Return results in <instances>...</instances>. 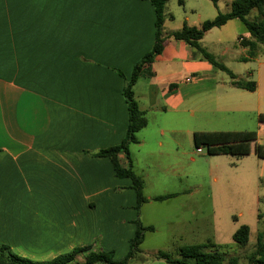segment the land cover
<instances>
[{"label": "crops", "instance_id": "obj_1", "mask_svg": "<svg viewBox=\"0 0 264 264\" xmlns=\"http://www.w3.org/2000/svg\"><path fill=\"white\" fill-rule=\"evenodd\" d=\"M169 2L166 33L175 31L168 28L174 20ZM213 30L201 46L224 59L222 64L239 79L256 82V90L233 87L193 48L166 42L134 88L148 119L139 143L130 146L147 199L137 211L132 181L117 178L111 160L98 153L125 138L123 88L155 44L152 4L0 0V247L34 262L86 246L122 259L138 220L157 232L155 214L187 193L179 186L169 190V175L189 164L184 138L193 140L195 132L251 131L234 127L264 115V46L251 58L242 44L250 39L248 33L238 37L233 50L215 52L204 43ZM254 131L256 145L264 147V122ZM252 149L250 155L256 156ZM118 160L129 168L125 154ZM257 165L264 179V159L258 158ZM152 172L155 183L148 185ZM167 195L174 196L154 200ZM133 264L167 263L150 258Z\"/></svg>", "mask_w": 264, "mask_h": 264}, {"label": "rangeland", "instance_id": "obj_2", "mask_svg": "<svg viewBox=\"0 0 264 264\" xmlns=\"http://www.w3.org/2000/svg\"><path fill=\"white\" fill-rule=\"evenodd\" d=\"M229 1L219 0L216 7L210 0H171L168 10L174 20H169L168 28L176 31L184 24L200 27L219 12H229ZM248 33L241 21L234 20L214 29L204 43L215 52L225 48L233 50L238 37ZM217 60L222 63L224 59L218 57ZM225 62L235 67L233 61L225 59ZM219 73L221 78H229L225 72ZM258 124L259 119L253 116L246 124L234 128L254 131ZM184 145L189 164L176 177L169 175V190L179 186L187 193L179 200L164 204L155 214L158 230L145 235L139 259L149 260L159 251L176 257L182 246L212 241L222 247L228 258L236 256L241 264H246V257L255 249L258 234L264 233V179L259 178L257 156L209 155L205 148H201L203 153L199 154L191 136L187 141L184 138ZM152 175L156 178L152 172L148 185L155 183ZM151 189L148 186V190ZM193 212L197 215L192 216ZM242 226L251 230L250 242L244 248L233 240L234 233ZM83 260L81 256L78 262Z\"/></svg>", "mask_w": 264, "mask_h": 264}, {"label": "trees", "instance_id": "obj_3", "mask_svg": "<svg viewBox=\"0 0 264 264\" xmlns=\"http://www.w3.org/2000/svg\"><path fill=\"white\" fill-rule=\"evenodd\" d=\"M155 11V44L153 49L146 54L134 67L129 81L123 88V97L128 108V127L126 135L121 144L109 149L100 151L98 156L107 157L111 160L115 175L120 179H130L132 188L137 198V211L147 202L144 195V183L133 170L130 146L139 143L138 134L148 125L146 114L141 111L135 98L134 88L146 65H151L157 56L161 55L165 49L166 42L173 40L183 42L193 48L196 53L207 60L217 70L225 72L231 85L238 89L254 92L256 82L239 79L224 64L220 63L215 56L210 54L201 46L207 32L226 26L234 20L241 21L250 34V39L243 41V46L249 49L250 57H257V50L264 46V0H232L230 11L219 12L213 20L204 21L200 27L184 24L180 30L170 33L165 32L166 5L170 0H148ZM217 7L219 0H210ZM253 12L256 15L250 19ZM172 19V17H171ZM264 53V52H263ZM259 121L264 122V115L259 116ZM257 133L255 131H215V132H195L193 143L195 148H205L209 155H232L247 156L253 151L260 159H264V147L256 145ZM125 154L129 160V168L121 167L118 156ZM174 195L157 197L156 202H163ZM137 230L134 237L129 242V252L122 259H116L112 251L94 250L92 246L76 248L71 252L62 255L49 262H34L23 259L15 255L9 247H0V264H133L140 260L141 246L145 240V235L153 232V227L144 226L140 220L136 222ZM251 230L248 226H242L233 235L234 242L240 247H246L250 242ZM83 257V262H78L79 257ZM153 259L164 260L167 264H241L236 256L227 257L222 247H217L212 241L204 245H188L180 248L177 256L159 251L152 255ZM246 264H264V233L257 236L254 251L246 257Z\"/></svg>", "mask_w": 264, "mask_h": 264}, {"label": "built area", "instance_id": "obj_4", "mask_svg": "<svg viewBox=\"0 0 264 264\" xmlns=\"http://www.w3.org/2000/svg\"><path fill=\"white\" fill-rule=\"evenodd\" d=\"M241 41H242V40H241ZM192 80H193V77L190 76V77L186 78L185 81L189 83V82H191ZM197 152H198L199 154H201V153H203V150H202V149H198Z\"/></svg>", "mask_w": 264, "mask_h": 264}]
</instances>
